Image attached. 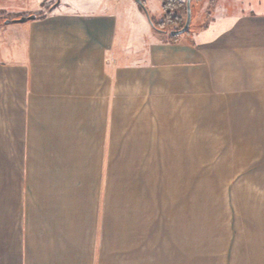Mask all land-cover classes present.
<instances>
[{
  "label": "crops",
  "instance_id": "obj_1",
  "mask_svg": "<svg viewBox=\"0 0 264 264\" xmlns=\"http://www.w3.org/2000/svg\"><path fill=\"white\" fill-rule=\"evenodd\" d=\"M35 6L0 24V264H264V194L186 162L196 114L264 146V5L175 42L133 0Z\"/></svg>",
  "mask_w": 264,
  "mask_h": 264
},
{
  "label": "rangeland",
  "instance_id": "obj_2",
  "mask_svg": "<svg viewBox=\"0 0 264 264\" xmlns=\"http://www.w3.org/2000/svg\"><path fill=\"white\" fill-rule=\"evenodd\" d=\"M57 0H0V24H4L11 19H20L18 16L10 13L15 7L30 5L31 9H38L41 2V11L35 12V15H41L56 3ZM134 1V0H133ZM146 9L158 21L162 20L161 5L163 0H141ZM184 3L179 8L177 14L183 20H186V0H176ZM217 0H192L191 23L189 30L190 36L206 30L214 22V8ZM248 4L255 3L264 5V0H247ZM6 8V9H5ZM157 22V21H156ZM158 23V22H157ZM182 25V26H183ZM182 26L165 25V29L170 33L178 30ZM188 34V35H189ZM206 116V115H204ZM214 117V115H212ZM211 116H209L210 118ZM192 129V152L186 154V162L189 166V175L193 178V191L197 187L220 188L222 192H254L264 194V151L258 152H233L231 151L233 143H239V149H257L264 148L260 138H251L252 143L248 145L249 138L239 137H218L211 135L216 132L215 121H200L199 114L194 115ZM209 125L207 131L200 126ZM207 132L209 135H203ZM254 141V142H253ZM245 142V143H244ZM178 156V154H174ZM196 178L203 180H212L209 178L223 179L221 185H196L197 182H215V181H198ZM248 178H254L261 181L260 184L246 185ZM213 191V190H209Z\"/></svg>",
  "mask_w": 264,
  "mask_h": 264
},
{
  "label": "trees",
  "instance_id": "obj_3",
  "mask_svg": "<svg viewBox=\"0 0 264 264\" xmlns=\"http://www.w3.org/2000/svg\"><path fill=\"white\" fill-rule=\"evenodd\" d=\"M183 4L184 3L176 0H163L161 5V10H162L161 21H158L152 14H150V12L146 9V7L145 9H143L141 6H139V8L147 17V20L153 31L165 35L168 42H175L179 38V36H170V33L165 29L164 26L167 24L174 26L183 25L182 18L180 17V15L177 14L178 9L184 6ZM191 9H192V3H191ZM189 33L190 31H188L184 35H188Z\"/></svg>",
  "mask_w": 264,
  "mask_h": 264
},
{
  "label": "water",
  "instance_id": "obj_4",
  "mask_svg": "<svg viewBox=\"0 0 264 264\" xmlns=\"http://www.w3.org/2000/svg\"><path fill=\"white\" fill-rule=\"evenodd\" d=\"M134 1L138 6H141L143 9H145L141 0H134ZM34 19H35V16H29V17H22V18L18 19L17 21L20 23H24L28 20H34ZM190 23H191V0H186V20H185V23L180 29L171 31L170 36H181V35L187 33L189 30V27H190Z\"/></svg>",
  "mask_w": 264,
  "mask_h": 264
}]
</instances>
